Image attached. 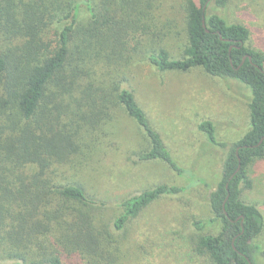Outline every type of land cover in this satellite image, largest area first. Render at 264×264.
I'll use <instances>...</instances> for the list:
<instances>
[{
    "label": "trees",
    "instance_id": "obj_1",
    "mask_svg": "<svg viewBox=\"0 0 264 264\" xmlns=\"http://www.w3.org/2000/svg\"><path fill=\"white\" fill-rule=\"evenodd\" d=\"M95 1L0 0V260L120 264L133 220L184 191L158 185L118 199L120 213L110 214L112 199L78 175L119 144L121 120L141 131L137 163L187 173L128 84L127 74L145 62L160 73L201 68L251 89L250 129L241 140L220 144L212 121L198 126L227 153L208 199L213 218L194 224L220 229L201 235L192 254L198 264H258L264 217L241 197L250 167L264 159V52L249 45L247 26L209 13L227 0H184L177 59L164 45L169 34L146 23L145 0ZM82 5L87 23L79 19Z\"/></svg>",
    "mask_w": 264,
    "mask_h": 264
},
{
    "label": "rangeland",
    "instance_id": "obj_2",
    "mask_svg": "<svg viewBox=\"0 0 264 264\" xmlns=\"http://www.w3.org/2000/svg\"><path fill=\"white\" fill-rule=\"evenodd\" d=\"M184 3L144 2L146 23L169 34L164 45L176 59L181 57L185 43ZM209 13L247 26L249 45L264 52V0H227L226 7ZM79 19L82 23L89 19L84 5ZM139 63L127 74L128 84L173 158L187 173L180 176L160 162L137 163L133 150L141 144V131L131 121L121 120L119 144L108 148L100 161L91 162L93 168L78 175L112 199L110 214L120 213L119 200L126 196L158 185L182 188L179 195L162 197L133 220L121 242L120 264H198L192 254L193 244L203 234L217 233L220 226L207 225L199 230L194 224L213 218L208 199L220 180L227 153L222 146L209 145L198 126L203 120L212 121L220 144L241 140L250 129L251 89L235 80L212 77L201 68L160 73L148 63ZM248 174L251 186L243 187L241 200L257 206L264 217V159L255 162ZM256 243L260 252L264 251V230ZM0 264L16 263L0 260ZM258 264H264L263 257L259 256Z\"/></svg>",
    "mask_w": 264,
    "mask_h": 264
},
{
    "label": "water",
    "instance_id": "obj_3",
    "mask_svg": "<svg viewBox=\"0 0 264 264\" xmlns=\"http://www.w3.org/2000/svg\"><path fill=\"white\" fill-rule=\"evenodd\" d=\"M204 23H205V21H204ZM205 25V24H204ZM241 167V166H240Z\"/></svg>",
    "mask_w": 264,
    "mask_h": 264
}]
</instances>
